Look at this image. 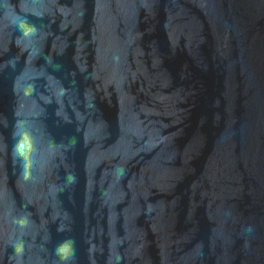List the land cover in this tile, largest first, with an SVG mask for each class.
Instances as JSON below:
<instances>
[{"label": "water", "instance_id": "95a60500", "mask_svg": "<svg viewBox=\"0 0 264 264\" xmlns=\"http://www.w3.org/2000/svg\"><path fill=\"white\" fill-rule=\"evenodd\" d=\"M0 264H264V0H0Z\"/></svg>", "mask_w": 264, "mask_h": 264}]
</instances>
